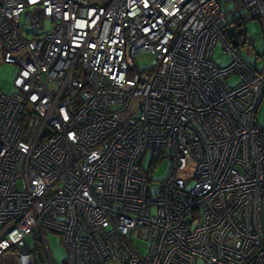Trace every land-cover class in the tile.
I'll return each instance as SVG.
<instances>
[{"label":"built area","instance_id":"obj_1","mask_svg":"<svg viewBox=\"0 0 264 264\" xmlns=\"http://www.w3.org/2000/svg\"><path fill=\"white\" fill-rule=\"evenodd\" d=\"M251 20L264 0H0V264H56L50 231L64 264H264V68L228 33Z\"/></svg>","mask_w":264,"mask_h":264},{"label":"rangeland","instance_id":"obj_2","mask_svg":"<svg viewBox=\"0 0 264 264\" xmlns=\"http://www.w3.org/2000/svg\"><path fill=\"white\" fill-rule=\"evenodd\" d=\"M234 1H230L225 4L227 10L232 9ZM49 25V23H47ZM30 26H25L24 31ZM246 29L249 37L251 38L252 44L239 45L240 49L236 47L241 56L250 64L256 65V68H264V27L259 20H251L246 24ZM240 39V38H239ZM240 44V41H239ZM137 67L134 69L135 72L138 70L146 71L155 63V55L152 51L140 52L136 57ZM213 60L220 66H227L232 57L228 54L221 41H218L215 45L213 52ZM19 65L6 62L4 55L0 50V89L7 94H12L17 91V87L14 84L15 77L18 73ZM239 79L238 75H233L228 78L230 84H235ZM258 119L261 124L264 125V101L259 108ZM155 152L150 149L147 151L143 160V166L148 168L153 163ZM157 167L152 174L153 182L151 184L153 190H157L160 187L161 181H163L171 170V162L167 159L162 161H156ZM195 174V168H191L189 172L183 175L186 178L193 177ZM189 186H192L194 180L190 182ZM48 242L51 253L56 264H64L66 257L68 256L67 247L63 243L62 236L56 232H48ZM41 264H52L47 258L41 261ZM115 264V263H110ZM117 264H129V263H117Z\"/></svg>","mask_w":264,"mask_h":264},{"label":"trees","instance_id":"obj_3","mask_svg":"<svg viewBox=\"0 0 264 264\" xmlns=\"http://www.w3.org/2000/svg\"><path fill=\"white\" fill-rule=\"evenodd\" d=\"M238 23V35H239V38H240V46L243 45V44H247V43H251V38L249 37L248 33L247 32V29H246V24L247 22H237ZM240 49V47H238ZM44 260V257L41 256V260H39L40 262Z\"/></svg>","mask_w":264,"mask_h":264},{"label":"water","instance_id":"obj_4","mask_svg":"<svg viewBox=\"0 0 264 264\" xmlns=\"http://www.w3.org/2000/svg\"><path fill=\"white\" fill-rule=\"evenodd\" d=\"M229 36L231 37V41L235 47L239 46V37L237 28L233 25L228 28Z\"/></svg>","mask_w":264,"mask_h":264},{"label":"clouds","instance_id":"obj_5","mask_svg":"<svg viewBox=\"0 0 264 264\" xmlns=\"http://www.w3.org/2000/svg\"><path fill=\"white\" fill-rule=\"evenodd\" d=\"M238 37H239V35H238ZM239 41H240V39H239Z\"/></svg>","mask_w":264,"mask_h":264},{"label":"flooded vegetation","instance_id":"obj_6","mask_svg":"<svg viewBox=\"0 0 264 264\" xmlns=\"http://www.w3.org/2000/svg\"><path fill=\"white\" fill-rule=\"evenodd\" d=\"M249 44V43H248Z\"/></svg>","mask_w":264,"mask_h":264}]
</instances>
